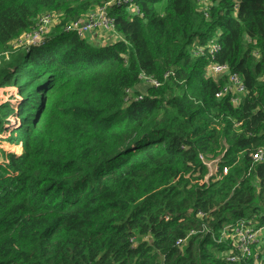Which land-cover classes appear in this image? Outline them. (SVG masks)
I'll use <instances>...</instances> for the list:
<instances>
[{
	"label": "trees",
	"instance_id": "16d2710c",
	"mask_svg": "<svg viewBox=\"0 0 264 264\" xmlns=\"http://www.w3.org/2000/svg\"><path fill=\"white\" fill-rule=\"evenodd\" d=\"M110 3L116 43L64 31ZM136 4L142 18L114 0H0V53L44 13L61 17L22 60L0 61V89L18 94L0 104V142L22 143L0 153V264H231L219 233L240 219L262 230L264 254V165L253 162L264 149V0H215L208 18L195 0ZM214 39V61L247 88L237 107L216 98L224 80L206 78L210 57L189 52ZM168 72L125 101L141 75ZM200 156L228 174L205 182Z\"/></svg>",
	"mask_w": 264,
	"mask_h": 264
},
{
	"label": "built area",
	"instance_id": "2783aa9c",
	"mask_svg": "<svg viewBox=\"0 0 264 264\" xmlns=\"http://www.w3.org/2000/svg\"><path fill=\"white\" fill-rule=\"evenodd\" d=\"M195 1L199 7V11L208 18L210 9L214 5L215 0ZM114 2L118 7H126L128 13H130L132 17H143V14L136 4V0H114ZM109 5H111V3L106 4L103 7H96L97 9L95 10L92 9L93 11H89L80 19L67 24L64 27V31L68 34H74L80 39L88 42H94V34L99 37L107 35L112 39V44L116 43L121 37L117 32L115 19L109 13ZM58 22L59 20L54 13L48 12L41 15L37 19L35 27L23 35L27 46L41 42L46 36L51 34L52 27ZM219 50L220 45L216 39L211 40L206 46L193 45L189 48V52L194 57L201 58L206 55L210 57V62L205 68L206 78L215 81L224 80V84L216 94V98L221 99L229 97L230 102L237 107L240 105L242 99L248 95V91L242 77L233 73L228 64H221L214 61L215 55ZM170 75H172L171 72L166 73L163 81L152 76L141 75L139 85L136 88L127 91L125 101L130 103L133 100H141L147 95L149 89H158L162 87L163 83L169 79ZM16 95L18 98V94ZM17 148L18 152L21 153L22 143H20ZM200 160L207 169V174L204 178L205 182L212 179H221V177L228 174V169L226 167H221L218 160H208L203 156H200ZM253 162L257 165H264L263 148L257 149L254 152ZM201 183L203 184L204 182L201 181ZM197 217L205 219L207 214L199 212ZM261 232V229L255 228L252 219H240L235 223L226 225L219 233V241H231L233 244L234 252L227 256V260L231 264H242L250 258H253L255 264H262L264 254L258 253L261 245ZM190 234H194V232H191ZM185 241L186 240L178 241L177 246L182 245Z\"/></svg>",
	"mask_w": 264,
	"mask_h": 264
},
{
	"label": "rangeland",
	"instance_id": "374dc122",
	"mask_svg": "<svg viewBox=\"0 0 264 264\" xmlns=\"http://www.w3.org/2000/svg\"><path fill=\"white\" fill-rule=\"evenodd\" d=\"M196 5H197V3H196ZM197 7H198V5H197ZM97 8H99V7H97ZM97 8H94L93 10H95ZM198 9H199V7H198ZM51 13H54V12H51ZM55 15L57 16L59 22L54 24V26L52 27L50 33L56 31V29H57L56 26L61 21L60 15H57V14H55ZM23 35L24 34H22L20 37H18V39H16V40L12 41L11 43H9L5 48H2L1 53H0V61H1L2 58H5L7 60L10 57H18L19 60H22V58L25 55V52L23 50L25 49V47H27V44L24 41V36ZM102 37H106L107 40H108L107 42H111L112 41V39L109 38L107 35H103ZM93 43H96V42H93ZM140 88H143V87H140ZM7 89L8 88L0 89V104H3V103L15 104V101H16V98H17V95H16L17 94V90L14 89V88H11L10 90H7ZM2 151H5V152L12 151L14 153H19L17 147L9 148L6 144L0 142V153ZM21 153H22V150H21ZM0 161H1V156H0Z\"/></svg>",
	"mask_w": 264,
	"mask_h": 264
},
{
	"label": "crops",
	"instance_id": "0c3cea01",
	"mask_svg": "<svg viewBox=\"0 0 264 264\" xmlns=\"http://www.w3.org/2000/svg\"><path fill=\"white\" fill-rule=\"evenodd\" d=\"M93 38H94V42H96V43H93V44H95V45H97V44H102V45H111L112 43H113V41H111V42H107L108 40H107V38L106 37H99V36H97L96 34H94L93 35ZM11 88H8L7 90H10Z\"/></svg>",
	"mask_w": 264,
	"mask_h": 264
}]
</instances>
